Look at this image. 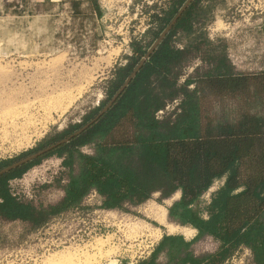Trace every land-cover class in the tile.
Here are the masks:
<instances>
[{"label": "rangeland", "instance_id": "obj_1", "mask_svg": "<svg viewBox=\"0 0 264 264\" xmlns=\"http://www.w3.org/2000/svg\"><path fill=\"white\" fill-rule=\"evenodd\" d=\"M170 1L98 0L99 17L88 0H0V167L60 141L91 121L109 100L108 82L132 57L131 44L137 43L147 53L165 30L153 16L160 17ZM72 2L78 3L77 15ZM199 5L203 12L194 21V32H178L171 44L183 49L206 42L212 47L203 43L189 56L178 71V86L186 81L192 84L222 55L232 74L264 72V0H200ZM210 58L216 60L210 64ZM179 101L167 102L156 116L175 112ZM233 102L206 101L212 111L224 108L226 113L242 104ZM72 149L42 157L20 177L9 180V190L37 209L59 207L68 179L63 161L69 153L73 156L72 175L77 176L82 165L78 156L95 152L93 144ZM30 176L38 180L31 182ZM222 181L200 197V207L210 202ZM178 199L179 192L163 199L153 194L140 205L112 210L106 218L98 209L100 200L87 195L78 206L56 216L45 215L39 227L0 217V264H114V256H131L129 245L134 239L143 240L153 232L158 237L178 235L179 229L171 232L157 223L163 222L161 212L154 216L155 207L166 210ZM167 213L168 224L189 228L168 219ZM73 240L78 243L71 245ZM216 247L207 239L197 251L212 252Z\"/></svg>", "mask_w": 264, "mask_h": 264}, {"label": "trees", "instance_id": "obj_2", "mask_svg": "<svg viewBox=\"0 0 264 264\" xmlns=\"http://www.w3.org/2000/svg\"><path fill=\"white\" fill-rule=\"evenodd\" d=\"M97 1L88 0L100 17ZM186 1L171 0L160 17L153 16L154 23L166 29ZM199 2H190L106 113L78 137L41 156L87 144L95 147L94 155L78 156L82 165L77 176L72 175L73 156L69 153L63 161L68 179L61 205L40 210L12 196L8 188L9 180L37 165L38 158L0 177L1 218L39 227L45 215L78 206L91 190L101 197L102 207L111 210L140 205L153 194L163 199L179 192V201L167 209L168 219L195 230V241L210 238L216 249L196 254L195 242L164 234L140 264H222L241 247L250 251L252 264H264V72L232 74L222 55L214 65V58L207 59L211 68L192 84L178 86V71L189 56L203 43L211 46L196 42L178 49L171 44L178 32H194V21L203 12ZM71 4L77 15L78 3ZM131 45L132 57L108 82L109 99L146 54L137 43ZM176 98L180 103L175 112L158 118L157 112ZM211 98L242 104L227 113L213 107V112L206 103ZM219 178L224 184L200 207V197ZM160 255L163 263L157 262Z\"/></svg>", "mask_w": 264, "mask_h": 264}, {"label": "water", "instance_id": "obj_3", "mask_svg": "<svg viewBox=\"0 0 264 264\" xmlns=\"http://www.w3.org/2000/svg\"><path fill=\"white\" fill-rule=\"evenodd\" d=\"M192 0H187L183 5V7L179 10V12L176 14L174 19L169 23V25L166 27V29L159 35V37L156 39L154 45L152 48L142 57V59L138 62V65L136 66L135 70L132 72V74L125 80L123 85L117 90L116 94H114L106 103V105L98 112V114L86 125L81 127L78 131L75 133L68 135L60 141L55 142L51 145H48L44 148H42L39 151L33 152L25 157H22L20 160H15L14 162L0 168V177L9 174L10 172L21 168L24 164H27L33 160H36L38 158H41V156L50 153L60 146L70 142L72 139L78 137L82 132L87 130L90 126L93 125L94 122H96L100 116H102L104 113H106L117 101L118 97L120 94L127 88L129 85L130 81L135 77L136 73L140 70V68L144 65L143 63L149 58V56L152 54V52L155 50V48L159 45V42L165 37V35L174 27V23L176 20L179 18V16L182 14V12L190 5V2Z\"/></svg>", "mask_w": 264, "mask_h": 264}, {"label": "built area", "instance_id": "obj_4", "mask_svg": "<svg viewBox=\"0 0 264 264\" xmlns=\"http://www.w3.org/2000/svg\"><path fill=\"white\" fill-rule=\"evenodd\" d=\"M222 179L223 178H219L216 181H214V183L208 189V191L213 187L214 184H216L217 182H219V180H222ZM35 180H38L36 176H33V177L30 176L29 177V181L33 182ZM223 184H224V179L221 182L220 187ZM12 191L13 190L11 189L10 192H11L12 196H15V197L18 196L17 194L13 193ZM87 195H88V197L97 198L101 202V197H99V195L96 193V191L91 190L85 196H87ZM76 209H78V208H76ZM98 209L101 210L102 213H104L106 218H110L113 215V211L111 209H105L102 207V202H101L100 207ZM155 233H156V231H155ZM150 235L152 237L147 234V236L143 240H141V239L135 240L134 239L132 241V243L129 245L131 256L127 257V259H125L123 257H119V256H114L115 257L114 264H140L141 261L146 260L161 240L160 239L161 237L154 236V232L150 233ZM101 238H102V236L99 237V239H101ZM72 239H73V237H71V240ZM76 243H78L77 240L74 241V243L72 242L71 245H74ZM82 243H84V242L82 241ZM222 264H252V257L250 255V251L245 247H241L236 253H234L230 258L226 259Z\"/></svg>", "mask_w": 264, "mask_h": 264}, {"label": "crops", "instance_id": "obj_5", "mask_svg": "<svg viewBox=\"0 0 264 264\" xmlns=\"http://www.w3.org/2000/svg\"><path fill=\"white\" fill-rule=\"evenodd\" d=\"M179 196H180V193H179ZM170 206H168L167 208H166V210H165V208L163 207V206H161V205H159V206H157V207H155V209H154V216H155V212H157L158 214L160 213V215H159V218L161 219V220H163V222H157L158 224H161V225H164V226H166L167 228H169L170 230H171V232H173V231H177V229H179L178 231H179V233H178V235L177 236H181L185 241H187V242H195L194 243V245H193V248H194V251H195V253L196 254H199V252L197 251V248H199V246H200V244L203 242V241H205V240H207V239H210V238H206V237H203V238H199V240L198 241H195L197 238H196V235H197V232L195 231V230H193L191 227H189V228H187V227H178V228H174L172 225H170V224H168L167 223V220H165V217H166V211H167V209L169 208ZM168 212V211H167ZM165 223L167 224V225H165ZM169 225V226H168ZM173 230V231H172ZM167 235H169V234H167ZM172 236H174V235H172ZM211 240V239H210ZM212 241V240H211ZM213 242V241H212ZM159 257H161V255L159 256ZM159 257H158V261L157 262H159L160 263V259H159Z\"/></svg>", "mask_w": 264, "mask_h": 264}]
</instances>
